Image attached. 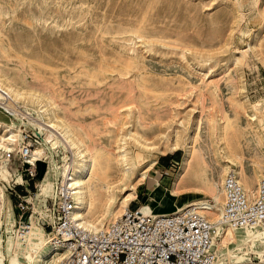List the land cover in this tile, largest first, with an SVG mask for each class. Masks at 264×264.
Masks as SVG:
<instances>
[{"label": "rangeland", "instance_id": "1", "mask_svg": "<svg viewBox=\"0 0 264 264\" xmlns=\"http://www.w3.org/2000/svg\"><path fill=\"white\" fill-rule=\"evenodd\" d=\"M0 77L27 96L6 109L13 117L0 110L17 136L9 148L26 129L38 134L35 151L45 149L38 195L48 181L63 182L66 164L76 161L63 144L50 150L44 142L48 118L39 97L55 124L71 127L101 158L116 163L119 147L128 154L136 176L132 188L117 191L113 213L132 190L136 199L129 206L150 207L156 215L209 200L207 182L228 173L225 153L241 161L248 191L264 174V0H0ZM2 131L0 141L7 137ZM144 141L161 153L142 157ZM176 142L181 148L168 150ZM185 146L197 147L205 164L202 171L195 166L182 196L173 198ZM165 156L174 162L170 169ZM0 175L11 180L4 166ZM118 179V168L111 170L110 183ZM0 184V242L8 257V242H17L24 226H16V198ZM114 221L106 220L107 227ZM236 239L228 247L244 240Z\"/></svg>", "mask_w": 264, "mask_h": 264}, {"label": "built area", "instance_id": "2", "mask_svg": "<svg viewBox=\"0 0 264 264\" xmlns=\"http://www.w3.org/2000/svg\"><path fill=\"white\" fill-rule=\"evenodd\" d=\"M0 110L12 116L0 104ZM38 134L21 130L11 150H0V166L11 180L0 175L8 195L16 198L15 223L28 228L32 217L56 251L67 253L61 264H264V258L250 254L237 262L224 260L218 248L216 226L204 214L207 205H195L179 214L154 215L139 206H130L105 230L93 232L75 220L74 191L55 180L51 196L39 200L38 161L34 158ZM22 181L19 182L18 179ZM34 185L35 193L30 191ZM224 202L219 224L223 230H255L264 224V180L255 193L245 190L238 174L231 170L223 180ZM34 203H33V202Z\"/></svg>", "mask_w": 264, "mask_h": 264}, {"label": "bare ground", "instance_id": "3", "mask_svg": "<svg viewBox=\"0 0 264 264\" xmlns=\"http://www.w3.org/2000/svg\"><path fill=\"white\" fill-rule=\"evenodd\" d=\"M26 97L27 96L18 92L11 86L10 83H7L0 77V104L3 105L5 109L9 111L11 109H16L13 103L19 99L26 100ZM35 98L36 97H34V99ZM42 99L39 97L35 100L38 101L41 109H44L40 113L47 115L48 118L47 125H44V128H41L42 131L45 132L44 142L49 145L50 150H56L61 144H63L66 150H72L76 156V161H73L70 164L67 163L65 171L62 172V176L64 177L62 183L66 185L69 184L74 191L75 220L79 221L85 229L90 231L99 232L101 230H105L107 228L106 220H108L110 217L115 218V221L119 219L129 207L130 202L136 199L135 190H132V192L128 194V196H126L124 201L121 203V209H119L118 212L113 213L111 210L116 199L117 191L122 188L124 193L128 188L133 187V185L130 184V181L134 176H136L135 165L130 163L128 154H126V151L124 152L122 147H119L120 152L116 163H113V160H110V158H101L100 152L94 153V150L92 151L89 147H86L83 142L73 134L71 127L66 124H55L51 117L54 115V118H56L55 114L51 111L52 109H45ZM4 101H7L9 104L4 103ZM3 121V117H1L0 133L3 130L2 132H4L7 137L1 139L0 148L4 150H11L9 147L12 145V143L17 141V136L13 134V125H9ZM55 130L60 132V136H57L54 133ZM132 136L134 139H136L134 134ZM140 146L141 147H138V149L141 151L142 157L143 154L156 153L157 151L160 152V149L152 147L147 141L140 143ZM180 148V143L176 142L171 144L168 147V150L175 152ZM183 151L184 157L180 164V170L173 183L174 190L171 193L173 198H179L182 196L181 188H183V185L187 179L190 178L189 175L195 169V166L198 168L200 167L201 170L205 164L204 156L200 155L197 147L185 146L183 147ZM33 155L36 160L40 161L39 158H42L45 155V149L43 147H39L36 149ZM224 155L225 163L227 165L223 168V172L227 173L231 170H234L241 178L242 170V173H244V169L242 168L243 166L240 164L241 161L237 162L229 153H225ZM231 165L236 166L237 168L232 169ZM117 168L119 170V179L116 183H110L109 172ZM141 178H143V181L147 180L146 174ZM256 179L257 181L259 180L258 182L260 183L264 180V174L256 175ZM223 180L224 179H221L218 183H211L210 181L207 182L208 184L205 189V194L209 195V200H194L190 205L178 208L176 207L175 210H171L170 212H160L157 215H175L181 213L186 208L191 206L198 205L202 207L203 205H207L208 211L204 214L219 231L220 238L218 242V248L222 253L224 260H235L237 262H241L246 258V256L250 254H256L257 256L264 258V224L255 230L238 231L231 229L223 230L221 228L219 221L221 218L222 206L224 202V193L222 189ZM245 181L243 182L245 183ZM259 183L257 185H259ZM245 186V190L249 193H255L257 189L256 186L254 191H248L246 189L247 186ZM53 187L54 184L49 181L46 183V185L42 186L40 194L34 200L35 205H38L39 200L49 198L53 191ZM1 203H5V196L2 188H0V212L3 210V205H1ZM164 207L170 209L172 206L170 207V205L168 206L165 204ZM145 210L156 215L150 209V207H145ZM13 215L14 217L12 216V213L9 212L8 219L11 220L13 217L15 221L14 211ZM236 237H241L244 239L242 240V244H238L239 246L237 248L239 249L234 247L230 248V246L228 247L229 243L236 244ZM3 242H0V264H6V262L9 264H48L49 261H52L51 263L53 264H61V262L67 257L66 251H56V249L51 246L49 242H47L44 231L40 226H38L34 217L31 219L30 226H28V228H24V231L19 232L17 242H14L13 239L8 242V257L1 251ZM259 243L262 245V249L258 247ZM17 252L22 253L23 256L17 255Z\"/></svg>", "mask_w": 264, "mask_h": 264}, {"label": "crops", "instance_id": "4", "mask_svg": "<svg viewBox=\"0 0 264 264\" xmlns=\"http://www.w3.org/2000/svg\"><path fill=\"white\" fill-rule=\"evenodd\" d=\"M166 157V156H165ZM162 158H164V157H162ZM167 159H163V161H166ZM167 162V161H166ZM174 162H172V161H169V162H167V165H168V167H167V169H170L171 168V165L173 164ZM159 164V161L157 162V165Z\"/></svg>", "mask_w": 264, "mask_h": 264}, {"label": "trees", "instance_id": "5", "mask_svg": "<svg viewBox=\"0 0 264 264\" xmlns=\"http://www.w3.org/2000/svg\"><path fill=\"white\" fill-rule=\"evenodd\" d=\"M178 154H179V153L177 152V153H175L172 157L175 158L176 156H178ZM163 159H167V160H168V156L162 158L161 160H163ZM178 163H179V161L176 162L177 165H178ZM42 178H43V177H42ZM42 178H41V181H42Z\"/></svg>", "mask_w": 264, "mask_h": 264}, {"label": "flooded vegetation", "instance_id": "6", "mask_svg": "<svg viewBox=\"0 0 264 264\" xmlns=\"http://www.w3.org/2000/svg\"><path fill=\"white\" fill-rule=\"evenodd\" d=\"M173 162V161H172Z\"/></svg>", "mask_w": 264, "mask_h": 264}]
</instances>
